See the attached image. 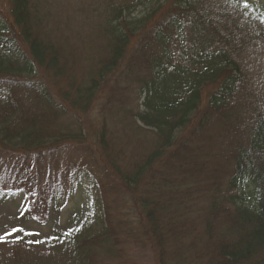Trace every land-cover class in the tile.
<instances>
[{
  "label": "trees",
  "instance_id": "1",
  "mask_svg": "<svg viewBox=\"0 0 264 264\" xmlns=\"http://www.w3.org/2000/svg\"><path fill=\"white\" fill-rule=\"evenodd\" d=\"M50 3L0 0V191L108 199L70 264H264V0L109 2L86 67Z\"/></svg>",
  "mask_w": 264,
  "mask_h": 264
},
{
  "label": "rangeland",
  "instance_id": "2",
  "mask_svg": "<svg viewBox=\"0 0 264 264\" xmlns=\"http://www.w3.org/2000/svg\"><path fill=\"white\" fill-rule=\"evenodd\" d=\"M114 1L119 0H51L49 31L65 49L78 48L77 54L85 67L88 65L85 60H89L85 51L89 46L96 47L94 54L100 52L104 34L100 21L108 3ZM149 8V5L143 6L142 12L132 16H140ZM260 49L258 53L250 52L247 63L251 83L259 90L264 88L263 43ZM104 212L112 221L117 220L108 199L100 200V194L88 183L68 188L66 197L55 201L24 191H0V235L18 227L40 233L39 236L16 233L9 237V242L0 243V264H70V257L59 247V241L66 236L64 233L69 229H79L81 235L87 233L84 229L94 232ZM15 236L22 238L16 240ZM36 240L45 242L29 243ZM95 257L99 264L103 255L98 252Z\"/></svg>",
  "mask_w": 264,
  "mask_h": 264
},
{
  "label": "snow or ice",
  "instance_id": "3",
  "mask_svg": "<svg viewBox=\"0 0 264 264\" xmlns=\"http://www.w3.org/2000/svg\"><path fill=\"white\" fill-rule=\"evenodd\" d=\"M72 231H79V229H69V231L64 233V235H66V236L70 235L72 233ZM21 232L24 233V235H35V236H39L40 235L39 231H26L22 227L12 228L10 231H7L3 235H0V243L9 242V237H13L16 233H21ZM21 238L22 237H20V236H15L16 240H19ZM44 242L45 241H43V240L29 241V243H44Z\"/></svg>",
  "mask_w": 264,
  "mask_h": 264
}]
</instances>
